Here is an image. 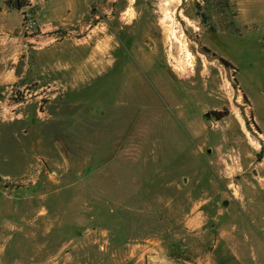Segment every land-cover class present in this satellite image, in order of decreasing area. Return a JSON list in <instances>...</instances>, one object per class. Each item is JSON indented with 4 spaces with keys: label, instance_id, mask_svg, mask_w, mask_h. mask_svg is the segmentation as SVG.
I'll return each instance as SVG.
<instances>
[{
    "label": "rangeland",
    "instance_id": "obj_1",
    "mask_svg": "<svg viewBox=\"0 0 264 264\" xmlns=\"http://www.w3.org/2000/svg\"><path fill=\"white\" fill-rule=\"evenodd\" d=\"M6 1L15 77L0 86V264L181 263L190 209L205 222L186 258L210 253L219 230L229 244L215 264H264V60L251 35L236 37L250 15L241 24L235 0H77L78 17L67 4L52 24L122 35L123 58L85 87L34 94L54 83L40 74L54 25H39L30 0ZM27 15L40 41L21 43Z\"/></svg>",
    "mask_w": 264,
    "mask_h": 264
},
{
    "label": "crops",
    "instance_id": "obj_2",
    "mask_svg": "<svg viewBox=\"0 0 264 264\" xmlns=\"http://www.w3.org/2000/svg\"><path fill=\"white\" fill-rule=\"evenodd\" d=\"M235 1L238 4V15L240 16L241 24H246L248 20H242L244 16L249 14L250 23L248 28L252 29V31L248 32V34H239L236 37L240 39L243 35H251L254 42L256 41L260 48L258 57H262L261 59L264 60V6L263 8L255 7L251 11L245 8V0ZM30 2L37 9V20L39 25L41 27L45 25L46 29L51 30V26L54 25L51 20L56 17L61 18V11L66 10L67 4H69L71 8L73 7V13L70 12L71 17H78L77 9L79 8V3L77 0H64V4L62 2L60 3L58 0H30ZM253 2L260 3L261 0H253ZM6 13L7 11L0 6V14L5 16ZM44 18H50V20L48 19V22H44ZM7 25V23L0 22V86L9 87L12 76L15 77V71L14 66H12L11 29ZM54 27L55 25L53 26V29ZM54 35L55 33L50 31L45 34V36L41 35L42 37H49L52 41H54L51 47L56 49V51L52 53L49 65L44 68L45 71L40 73L42 74V78H46L54 83L50 84L47 82L50 84L47 85L48 87L37 86L36 89L38 90H34L33 93H37L39 90H42V93L44 94L46 91L52 89L51 92L55 94L59 92L58 89L60 85L72 88L85 87L91 79L92 72L103 73L108 69H112L119 60V57L123 58L124 46L123 41L121 40L122 35H79V33L72 31L70 33L68 32L67 35L58 40H53ZM236 37L233 39L235 40ZM27 40L28 39L21 35V43H23V41L27 42ZM64 72L68 73V76L66 75L67 79H65L61 74ZM33 76L34 81H38V83L41 82L40 75L34 73ZM256 122L259 128L262 129L259 121L256 120ZM262 131L264 133L263 129ZM204 222L205 219L202 210H185L184 219L181 221V228L183 232L182 243L178 240V246L182 249V262L178 263L174 257H163L162 264H215L214 257L223 256L222 251L224 249L226 251V249H228L227 245L229 244L227 239L219 232V230L215 239L212 238L213 248L210 253L204 254L200 250L194 259L186 258L184 255L189 251L188 245L186 244V238L193 234L196 236L201 235V229L204 226ZM199 238L201 240L203 237L200 236ZM223 240L226 242V246L221 247ZM147 246L150 247L149 244H147Z\"/></svg>",
    "mask_w": 264,
    "mask_h": 264
},
{
    "label": "built area",
    "instance_id": "obj_3",
    "mask_svg": "<svg viewBox=\"0 0 264 264\" xmlns=\"http://www.w3.org/2000/svg\"><path fill=\"white\" fill-rule=\"evenodd\" d=\"M38 31V26L36 24V21L32 18L29 17V15H27L26 19H24V24H23V35L26 39H28L27 41L32 42V39H37L38 41L41 40L42 36L38 35L37 33ZM54 39L53 40H58L61 37L67 35L68 32H65L62 27L60 26H55L54 27ZM26 91H28V89H26ZM31 93L29 92V95ZM35 94V93H34Z\"/></svg>",
    "mask_w": 264,
    "mask_h": 264
},
{
    "label": "trees",
    "instance_id": "obj_4",
    "mask_svg": "<svg viewBox=\"0 0 264 264\" xmlns=\"http://www.w3.org/2000/svg\"><path fill=\"white\" fill-rule=\"evenodd\" d=\"M20 1V0H19ZM22 6V4L20 3V7ZM219 60L226 66V67H232V65L229 63V61H227V60H225V59H223V58H219ZM213 114L215 115V117L217 118V119H220L223 115H221V113L219 112V111H217V112H213ZM259 156L261 157V154H259ZM5 182H7V181H5Z\"/></svg>",
    "mask_w": 264,
    "mask_h": 264
},
{
    "label": "water",
    "instance_id": "obj_5",
    "mask_svg": "<svg viewBox=\"0 0 264 264\" xmlns=\"http://www.w3.org/2000/svg\"><path fill=\"white\" fill-rule=\"evenodd\" d=\"M8 5H12L14 7H20V1L19 0H8L7 1ZM262 157L264 158V151L262 152Z\"/></svg>",
    "mask_w": 264,
    "mask_h": 264
},
{
    "label": "bare ground",
    "instance_id": "obj_6",
    "mask_svg": "<svg viewBox=\"0 0 264 264\" xmlns=\"http://www.w3.org/2000/svg\"><path fill=\"white\" fill-rule=\"evenodd\" d=\"M131 9H132V8H131ZM129 15H130V16H133V10H131V12H129ZM170 35H174V33L171 32ZM175 35H176V34H175ZM175 35H174V36H175ZM175 37H176V36H175Z\"/></svg>",
    "mask_w": 264,
    "mask_h": 264
}]
</instances>
